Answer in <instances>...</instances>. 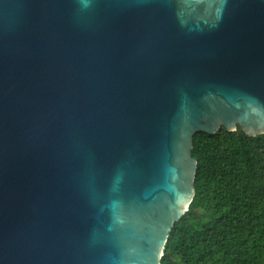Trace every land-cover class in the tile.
I'll return each mask as SVG.
<instances>
[{
	"label": "water",
	"instance_id": "95a60500",
	"mask_svg": "<svg viewBox=\"0 0 264 264\" xmlns=\"http://www.w3.org/2000/svg\"><path fill=\"white\" fill-rule=\"evenodd\" d=\"M264 134V0H0V264H161L194 136Z\"/></svg>",
	"mask_w": 264,
	"mask_h": 264
},
{
	"label": "trees",
	"instance_id": "16d2710c",
	"mask_svg": "<svg viewBox=\"0 0 264 264\" xmlns=\"http://www.w3.org/2000/svg\"><path fill=\"white\" fill-rule=\"evenodd\" d=\"M195 197L161 264H264V134L194 136Z\"/></svg>",
	"mask_w": 264,
	"mask_h": 264
}]
</instances>
